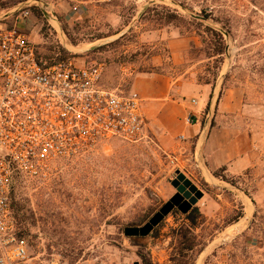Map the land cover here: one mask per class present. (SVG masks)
I'll return each instance as SVG.
<instances>
[{"label":"rangeland","instance_id":"374dc122","mask_svg":"<svg viewBox=\"0 0 264 264\" xmlns=\"http://www.w3.org/2000/svg\"><path fill=\"white\" fill-rule=\"evenodd\" d=\"M20 1L0 0V21L12 24ZM42 1L57 20L40 9L26 19L39 52L58 45L69 52L64 62L102 63L107 87L140 99L152 80L193 92L196 123L207 134L238 129L248 165L223 172L229 182L213 178L206 161L188 169L146 122L135 143L109 140L40 178L17 179L14 200L29 218L19 264H140L139 253L153 264H264V0H112L78 19L58 0ZM212 48L222 54L208 57ZM177 171L203 192L200 245L184 256L175 251L181 217L172 212L145 237L123 234L176 192Z\"/></svg>","mask_w":264,"mask_h":264},{"label":"built area","instance_id":"2783aa9c","mask_svg":"<svg viewBox=\"0 0 264 264\" xmlns=\"http://www.w3.org/2000/svg\"><path fill=\"white\" fill-rule=\"evenodd\" d=\"M110 1L58 3L78 19ZM19 4L12 24L0 21V264H19L28 257L11 209L10 193L18 178H40L58 163L109 140L135 143L144 137L147 122L142 99L104 84L102 63L41 62L25 32L26 19L37 7L56 21L54 9L42 0ZM192 122L190 115L187 123Z\"/></svg>","mask_w":264,"mask_h":264},{"label":"crops","instance_id":"0c3cea01","mask_svg":"<svg viewBox=\"0 0 264 264\" xmlns=\"http://www.w3.org/2000/svg\"><path fill=\"white\" fill-rule=\"evenodd\" d=\"M139 88L142 107L147 123L158 145L165 151L174 152L181 164L188 169L200 168L201 161L212 171L226 166V172L238 174L248 165L238 129L226 127L221 132H208L206 126L196 123V102L192 104L193 92L181 91L180 87H165L157 81H148ZM191 115V124L187 123ZM183 135L184 138H180ZM200 155L202 160L197 157ZM216 178V177H215Z\"/></svg>","mask_w":264,"mask_h":264},{"label":"trees","instance_id":"16d2710c","mask_svg":"<svg viewBox=\"0 0 264 264\" xmlns=\"http://www.w3.org/2000/svg\"><path fill=\"white\" fill-rule=\"evenodd\" d=\"M32 12L36 16H41V11L37 7H32ZM43 33V32H41ZM37 57L41 62H46L47 64H53L58 62H64L69 56V52L63 49L62 47L56 45H49L45 51H38L36 48ZM222 51L219 49L212 48L208 51V57L220 56ZM226 171V166H220L219 168L213 170L211 173L214 177L220 178L221 180L229 182L228 177L223 175V172ZM14 186L11 189V209L13 218L15 221V233L19 238H24L25 225L28 224V211L24 208L23 205H20L14 200ZM172 214H177L181 217V224L175 230V240L176 247L175 251L178 256H184L186 253L191 252L200 245V241L197 239L194 231L195 229L203 222V215L199 211L197 206H193L187 213L182 214L176 209H173ZM241 217L238 215L232 218L228 224H231L234 221ZM156 226L151 233L155 232ZM138 257L140 259V264H153L150 258L143 254L139 253ZM139 264V262H137ZM176 264V263H174Z\"/></svg>","mask_w":264,"mask_h":264},{"label":"water","instance_id":"95a60500","mask_svg":"<svg viewBox=\"0 0 264 264\" xmlns=\"http://www.w3.org/2000/svg\"><path fill=\"white\" fill-rule=\"evenodd\" d=\"M171 185L176 192L143 225L125 226L123 228L124 236H147L174 208L185 214L203 196V192L179 171L176 172L175 178L171 180Z\"/></svg>","mask_w":264,"mask_h":264},{"label":"flooded vegetation","instance_id":"af4514ba","mask_svg":"<svg viewBox=\"0 0 264 264\" xmlns=\"http://www.w3.org/2000/svg\"><path fill=\"white\" fill-rule=\"evenodd\" d=\"M34 178H39V177H34Z\"/></svg>","mask_w":264,"mask_h":264}]
</instances>
